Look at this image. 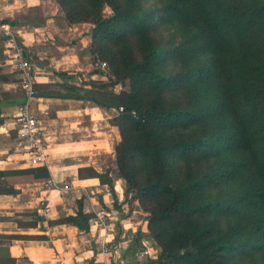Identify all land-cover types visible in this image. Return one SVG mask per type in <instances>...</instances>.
Listing matches in <instances>:
<instances>
[{
	"label": "trees",
	"instance_id": "trees-1",
	"mask_svg": "<svg viewBox=\"0 0 264 264\" xmlns=\"http://www.w3.org/2000/svg\"><path fill=\"white\" fill-rule=\"evenodd\" d=\"M55 1L67 25H89L92 63L106 60L116 77L51 68L78 83L36 82V97L116 109L115 168L78 173L112 193L125 180V200L148 223L131 247L146 237L159 264H264V0ZM2 42L0 83L12 79L1 72ZM51 177L47 165L0 169V194ZM76 204L49 223L89 231L84 197ZM19 215L28 217L20 227L46 220L37 209ZM16 238L47 236L0 232V264H18Z\"/></svg>",
	"mask_w": 264,
	"mask_h": 264
},
{
	"label": "crops",
	"instance_id": "crops-1",
	"mask_svg": "<svg viewBox=\"0 0 264 264\" xmlns=\"http://www.w3.org/2000/svg\"><path fill=\"white\" fill-rule=\"evenodd\" d=\"M0 18L16 22L14 26L30 49L32 58L45 64L38 68L36 82L78 83L77 77H57L51 68L97 77L90 75L93 66L90 38L80 30L87 24L67 25L55 0H0ZM1 67V72L12 78L0 83V140L9 141V125H12L20 105L17 101L23 94L18 71L6 60ZM120 89L116 88L117 91ZM32 109L41 121L48 144L47 166L52 177L18 184L16 187L20 191L16 194H0V215L11 216L0 221V232L45 234L47 238H16L10 243L11 255L18 264H98L102 255L97 239L105 236V232L124 255L133 254L136 249L131 247L132 241L139 231L147 234L148 223L147 218L144 224L136 220V213L141 211L138 203L125 200V180L115 178V193H112L98 177L82 178L78 173L79 168L85 166H93L98 171L115 168V144L120 138L112 123L116 109L94 106L78 99L50 97H36ZM6 145L0 144V169L25 167L24 152L21 158L24 161L18 162L19 154L9 152ZM81 197H84L85 211L91 215L89 231L67 223H49L64 213H75L76 200ZM34 209L46 220L37 227H20L17 219L22 216L19 214ZM100 209L117 214L106 230L94 223L95 212Z\"/></svg>",
	"mask_w": 264,
	"mask_h": 264
},
{
	"label": "built area",
	"instance_id": "built-area-1",
	"mask_svg": "<svg viewBox=\"0 0 264 264\" xmlns=\"http://www.w3.org/2000/svg\"><path fill=\"white\" fill-rule=\"evenodd\" d=\"M0 37L4 40V53L6 61L18 71L20 87L25 102L18 106L13 117L12 125L17 132V139L21 145L25 160L30 166H42L48 163V144L43 135V128L38 115L32 109V103L36 98V72L37 65L33 61L31 51L22 39L16 27L4 22L0 18ZM93 67L98 69L105 79H115L109 63L99 57H93ZM120 85H117V87ZM117 218V214L111 210L100 209L95 212L94 223L103 229H107L110 221ZM99 253L102 259L98 264H159L158 249L148 240L138 247L133 254L124 255L119 245L114 244L105 236L97 239Z\"/></svg>",
	"mask_w": 264,
	"mask_h": 264
},
{
	"label": "rangeland",
	"instance_id": "rangeland-1",
	"mask_svg": "<svg viewBox=\"0 0 264 264\" xmlns=\"http://www.w3.org/2000/svg\"><path fill=\"white\" fill-rule=\"evenodd\" d=\"M106 11L107 12H109L110 10L107 8L106 9ZM30 12V14H32V11H29ZM34 13V12H33ZM88 28H89V25H86L85 27H83V26H81V28H80V30L82 31V32H84L85 34L87 33V30H88ZM35 61H36V64H38L37 63V59L35 58ZM39 67H37V69H38ZM94 69V67L92 66L91 67V70H93ZM39 70V69H38ZM87 78H90L89 76H87ZM96 78H99L98 76L96 77ZM120 87H121V85L120 86H118V89H120ZM14 125H9V131H10V135H11V140H9V141H7V140H0V144H7L6 146H7V148L9 149V152H11V153H14V154H16V153H18L19 154V156H17V158L18 159H16L18 162H23L22 161V159L21 158H23V149H22V147L21 146H19V142H18V139H17V132H16V130L14 129V127H13ZM24 163H26L25 164V167H22V168H27V167H32V166H30V164L26 161H24ZM27 165V166H26ZM138 208H139V205H138ZM35 210V209H34ZM28 211H32V210H28ZM26 212V211H25ZM24 213V212H23ZM23 213H20L21 215L23 214ZM137 217V218H136ZM135 218H136V220L137 221H143V224H144V219H146L147 217H144V213L142 212V211H139V213H136V216H135ZM21 219L22 220H26V219H28V217L27 216H25V215H22V217H21ZM142 226V225H141ZM143 241H145V240H147V238L146 237H144L143 239H142ZM141 245H138L137 247H135V249H137L138 247H140Z\"/></svg>",
	"mask_w": 264,
	"mask_h": 264
},
{
	"label": "water",
	"instance_id": "water-1",
	"mask_svg": "<svg viewBox=\"0 0 264 264\" xmlns=\"http://www.w3.org/2000/svg\"><path fill=\"white\" fill-rule=\"evenodd\" d=\"M0 122H2V120L0 119Z\"/></svg>",
	"mask_w": 264,
	"mask_h": 264
}]
</instances>
